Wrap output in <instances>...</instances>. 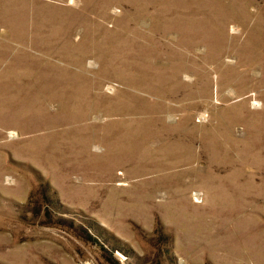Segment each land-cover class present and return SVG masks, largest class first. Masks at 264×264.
<instances>
[{"label":"rangeland","instance_id":"1","mask_svg":"<svg viewBox=\"0 0 264 264\" xmlns=\"http://www.w3.org/2000/svg\"><path fill=\"white\" fill-rule=\"evenodd\" d=\"M0 264H264V0H0Z\"/></svg>","mask_w":264,"mask_h":264}]
</instances>
